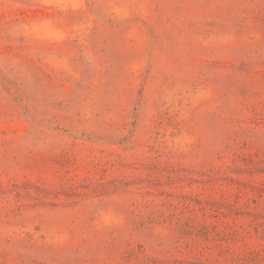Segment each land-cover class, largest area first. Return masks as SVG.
Instances as JSON below:
<instances>
[{
  "label": "rangeland",
  "instance_id": "obj_1",
  "mask_svg": "<svg viewBox=\"0 0 264 264\" xmlns=\"http://www.w3.org/2000/svg\"><path fill=\"white\" fill-rule=\"evenodd\" d=\"M0 264H264V0H0Z\"/></svg>",
  "mask_w": 264,
  "mask_h": 264
}]
</instances>
